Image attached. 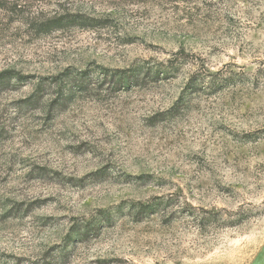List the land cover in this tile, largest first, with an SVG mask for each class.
I'll use <instances>...</instances> for the list:
<instances>
[{
  "label": "rangeland",
  "instance_id": "obj_1",
  "mask_svg": "<svg viewBox=\"0 0 264 264\" xmlns=\"http://www.w3.org/2000/svg\"><path fill=\"white\" fill-rule=\"evenodd\" d=\"M0 264H264V0H6Z\"/></svg>",
  "mask_w": 264,
  "mask_h": 264
},
{
  "label": "trees",
  "instance_id": "obj_2",
  "mask_svg": "<svg viewBox=\"0 0 264 264\" xmlns=\"http://www.w3.org/2000/svg\"><path fill=\"white\" fill-rule=\"evenodd\" d=\"M0 8L6 4V0H0ZM107 22H99L82 14L63 13L56 14L44 21L36 22L34 28L38 32L49 33L64 27H79L81 29L93 28L105 25ZM128 85V84H127Z\"/></svg>",
  "mask_w": 264,
  "mask_h": 264
}]
</instances>
